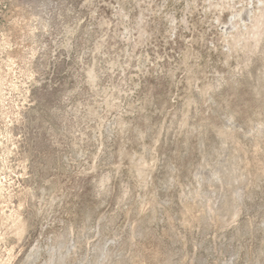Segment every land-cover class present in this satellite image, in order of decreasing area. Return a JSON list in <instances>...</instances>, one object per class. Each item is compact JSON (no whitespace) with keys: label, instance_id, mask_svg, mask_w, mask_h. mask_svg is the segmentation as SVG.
I'll return each mask as SVG.
<instances>
[{"label":"rangeland","instance_id":"374dc122","mask_svg":"<svg viewBox=\"0 0 264 264\" xmlns=\"http://www.w3.org/2000/svg\"><path fill=\"white\" fill-rule=\"evenodd\" d=\"M0 72V264H264V0H0Z\"/></svg>","mask_w":264,"mask_h":264},{"label":"bare ground","instance_id":"6f19581e","mask_svg":"<svg viewBox=\"0 0 264 264\" xmlns=\"http://www.w3.org/2000/svg\"><path fill=\"white\" fill-rule=\"evenodd\" d=\"M9 40H10V39H9ZM14 56H15V55H14ZM9 58H10V57H9ZM10 60H12V59H10ZM8 61H9V60H8ZM10 63H11V62H10ZM11 64H12V63H11ZM2 66H3V65H2ZM8 68H9V67H8ZM8 68H7V69H8ZM0 73H1V72H0ZM4 73H5V72H4ZM4 75H5V74H4ZM12 77H13V76H12ZM12 87H13V86H12ZM2 94H3V93H2ZM6 119H7V118H6Z\"/></svg>","mask_w":264,"mask_h":264}]
</instances>
